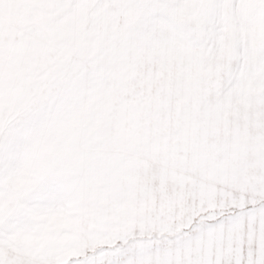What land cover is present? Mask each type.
Masks as SVG:
<instances>
[{
  "label": "snow or ice",
  "instance_id": "obj_1",
  "mask_svg": "<svg viewBox=\"0 0 264 264\" xmlns=\"http://www.w3.org/2000/svg\"><path fill=\"white\" fill-rule=\"evenodd\" d=\"M0 264H264V0H0Z\"/></svg>",
  "mask_w": 264,
  "mask_h": 264
}]
</instances>
